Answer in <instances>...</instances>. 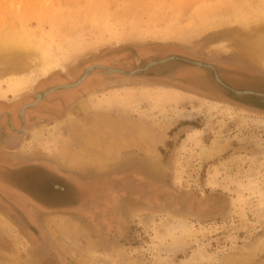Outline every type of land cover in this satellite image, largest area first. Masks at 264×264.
Segmentation results:
<instances>
[{"label": "rangeland", "instance_id": "rangeland-1", "mask_svg": "<svg viewBox=\"0 0 264 264\" xmlns=\"http://www.w3.org/2000/svg\"><path fill=\"white\" fill-rule=\"evenodd\" d=\"M262 32L264 0H0V87L22 91L9 96L13 101L31 100L49 68L80 72L106 53L129 59L152 46L171 48L142 65L177 55L172 47L179 46L191 60L261 79L252 94H237L232 90L252 84L220 75L237 88L226 98L257 102V109L208 99L218 96L214 77L171 56L151 67L164 79L119 77L84 103L77 98L52 112L25 136L21 152L67 174L81 203L48 212L32 232L0 212V264H223L249 257L264 239V60L250 53ZM105 118L148 127L153 143L119 147L111 163L86 164L92 170L60 159L62 146L78 148L71 132ZM36 131L43 139L33 145ZM217 142L223 151L209 157ZM179 222L184 229L171 228ZM250 257L245 264H264V248Z\"/></svg>", "mask_w": 264, "mask_h": 264}, {"label": "flooded vegetation", "instance_id": "flooded-vegetation-1", "mask_svg": "<svg viewBox=\"0 0 264 264\" xmlns=\"http://www.w3.org/2000/svg\"><path fill=\"white\" fill-rule=\"evenodd\" d=\"M169 48L171 47H146L142 51V56L135 54L129 57V59H121L117 57L113 58L114 56L111 52H109L104 54L101 60L96 61L95 63H92L91 65H88L86 67H83L80 72L72 71L67 74L54 73L48 76L47 78L41 80V84H39L40 86L37 87L36 91L32 94L33 98L31 100L24 101L21 103V101L11 100L9 96V98L0 100V146L7 154V156L5 157H0V169L5 172L4 176H6V179L9 182H11L13 179L14 181H16V183H22L24 191L27 192L30 178V175L28 176L30 162L27 161L19 164L20 162H18V157L16 156L14 158L13 156L11 157V155L9 154L15 153L19 150V148H21L20 146L22 145L23 139L32 128L47 124L52 116V112L65 111L66 107L72 100H76L77 98L81 97L82 99H85L90 96V93L95 92L97 90H103L105 87L111 85L112 81L119 77L141 78L145 81H156L166 78V74L164 72L160 71L159 69H151V67H154L157 64H153L150 67L145 68L147 64L151 62H156L157 59L148 60L145 65H142V62L145 57H148L149 59L150 56H155V54H162L163 52L168 51ZM172 48H175L177 55H170L169 57L174 56L176 58L175 60H179L187 64L193 63L195 64V66L202 67L204 68V70H206L205 73L210 74V76L212 75L214 79L215 72L217 73L218 77H220L219 79L222 80L221 82L223 84L219 83L218 85L220 87L216 85L214 88V93L218 94L219 97L205 94L206 98L212 99L213 97H215L213 99L216 101H223L241 107L252 106L255 109L258 108L259 103L257 102L247 103L245 102V100L229 99L228 97L226 98L225 94H228V91L230 89L236 88L226 83L221 76L226 78L225 75L228 74V76L232 78V81L234 80L235 84L237 85H240L245 82L256 85L260 83V78L256 77L255 75H241L239 72H237L238 70L235 68L224 65L220 66L209 62V60L207 59L203 60V58H200L202 59L201 61L191 60L194 59V57H192L189 52L184 51L182 47L175 46ZM196 62L201 63L202 65H197ZM92 67H94V69H92L83 78L82 76L84 75L85 70L90 69ZM108 70L111 71L108 72ZM72 84L76 85L68 88H63V86L65 85ZM55 87H57L58 89L50 91ZM42 93H46V95L42 98H39L38 95L41 96ZM0 154L2 153L0 152ZM23 157L27 158V160L28 158H32V156ZM22 172H24L25 176L21 177L22 179L19 180L18 177ZM0 174L3 175L1 172ZM65 183L67 186L65 185V189L61 195H63V197L68 198L69 194L70 202L69 204H67V206L64 207L65 209H68L71 208V206H75L77 203H81L80 200L83 194L82 192H79V188L77 189L70 181H66ZM39 189L41 190V188ZM40 190L38 192L43 193L42 197L46 198L48 196V200H56L55 196L48 195L47 192H41ZM77 190L79 192L78 199H70L72 192L73 197L75 196L74 194L77 193ZM75 201L77 203H75ZM0 212L2 211L0 210ZM8 213L12 216L10 212ZM12 213L15 214L14 216H17L20 220H22V227L27 230V232H32L35 229L34 227H36L37 229V226L30 223L26 216L23 215L24 213H19L17 210L13 211ZM1 233L2 232L0 231V234Z\"/></svg>", "mask_w": 264, "mask_h": 264}, {"label": "crops", "instance_id": "crops-1", "mask_svg": "<svg viewBox=\"0 0 264 264\" xmlns=\"http://www.w3.org/2000/svg\"><path fill=\"white\" fill-rule=\"evenodd\" d=\"M226 75H225L226 79L229 81H232V78H230L228 76V74H226ZM232 82L235 84L234 80ZM256 85L259 86L261 84L258 83ZM242 90H249V91L255 92L256 86L254 84H252L251 87H245ZM80 102L84 103L85 99H81L78 101V103H80ZM76 106H78V104ZM75 108H74V110H75ZM96 119H98V118H96ZM97 121H98V122H96L97 124L94 123V124L90 125L88 123L87 127L80 126V128L78 127V130L76 132H71V134L73 136H76V138L78 139V148L76 150H73V151H75L78 155H81V156H79L80 161L76 165L84 164V167H83L84 170H86L87 168L90 170L97 168L96 166H94V168H91V166L89 167L86 164L93 163L95 165H101V164L105 163L106 161L107 162L109 161V163H111L113 161V158L116 156V153H115L116 149L119 147L125 146L127 144H130V143L136 144L137 142L142 140V141L148 142V144L150 146L149 140L146 141L140 135L135 136L131 132V129L127 128L125 130V129L121 128L119 130V125L122 124L123 127L125 126L123 124V121H121V120L118 121V120H114V119L105 118V119H99ZM55 124H56V122L54 123V125ZM101 124H104L105 128L107 127L106 125H108L109 127L107 129L103 130V129H101ZM140 126L141 125H137V127H140ZM133 127H135V126H133ZM142 127L149 130V128L146 126H142ZM108 129H117L118 131H121V134L118 135V137L116 138V141H115L118 146L111 148L110 151H107L106 148H103V145H104L103 142L106 139L112 138V135L107 133ZM91 135H93L94 138L96 137L97 140L96 141L92 140L91 144L93 143V146L91 148H85L83 146L84 152L82 153L80 151V149L82 147V143H84V142L87 143V137L91 136ZM42 139L43 138H41L38 142L42 141ZM37 143L35 145H37ZM87 145H88V143H87ZM97 145L99 147L101 146V150H96V149H98V147L95 148ZM88 147H90V146H88ZM86 149H89V150H86ZM21 151H22L21 148H19V150L17 152L12 153V154L10 153L9 155H11V157L13 156L14 158L17 156L18 162H20L19 164H21L23 162H27V161L30 162V168H29V174H28V176L30 175L29 176L30 177L29 178V187L27 189V192H25L22 183H18V182L16 183V181H14L13 179L11 182H9L6 179V176H4L5 172L2 169H0V172L3 174V175L0 174V176H1L0 177V210L2 212H4V214L6 216H8L9 218L11 215L8 212H10L12 214L11 217H13L15 214H13L12 212L17 210L19 213H22V214L24 213L23 215L26 216V218L29 220L30 223H32L35 226H38L39 222L41 221L40 219L41 218L43 219L48 212H56V213L62 212V210L65 209L64 207L67 206V204H69V202H70L69 194H68V198L63 197V195H61L65 189V185H66L65 182L69 179V176L67 174H64V173L60 172L59 170H57V168H55L47 160H44V158H38L37 156H35L32 158H28V160H27V158L23 157L24 155L22 154L23 152H21ZM98 151H100V153H98ZM0 152L2 153V154H0V157L1 156H3V157L7 156V154L5 153L3 148H1V146H0ZM95 154H97L99 156L98 159L95 158ZM60 155H61V153H60ZM60 159L65 161L63 159L62 155H61ZM65 163L68 164L66 161H65ZM70 165H74V164H70ZM109 169H111V168H109ZM50 175H52V176H50ZM23 176H25L24 172H22L19 175V177H18L19 180L22 179L21 177H23ZM65 179H67V180H65ZM39 188H41V190ZM39 190L41 192L42 191L47 192L48 195L55 196L56 200H48L47 199L48 196L46 198L42 197L43 193H39L38 192ZM59 195H61V196H59Z\"/></svg>", "mask_w": 264, "mask_h": 264}, {"label": "bare ground", "instance_id": "bare-ground-1", "mask_svg": "<svg viewBox=\"0 0 264 264\" xmlns=\"http://www.w3.org/2000/svg\"><path fill=\"white\" fill-rule=\"evenodd\" d=\"M28 7H29V5H28ZM26 10H28V9H26ZM28 11H26L25 13H27ZM26 15V14H25ZM27 15H29V14H27ZM18 19H19V16L17 15L16 16ZM27 18H28V16H27ZM25 40V39H24ZM164 43H174V42H171V41H166V42H164ZM210 49V48H209ZM247 51V50H246ZM249 52V51H248ZM250 53L252 54V59H254V60H257L258 62L260 61V62H262L263 63V60H264V32H262V33H260L257 37H255L254 38V40H252V42H251V45H250ZM53 67V66H52ZM148 67V66H147ZM56 68H58V66H55V67H53V68H49V69H47V70H44L43 72H42V77L43 78H45V77H47L48 75H50V74H54V73H56L57 71H58V69H56ZM111 71V70H110ZM109 71V72H110ZM83 77V76H82ZM220 78V77H219ZM81 80H82V78H81ZM221 80V79H220ZM222 81V80H221ZM79 82V81H78ZM81 82V81H80ZM15 83H21L22 84V82L20 81V80H17V81H15ZM14 83V84H15ZM16 87V84L14 85V88ZM8 88H11V86H8ZM60 88V87H59ZM58 89V88H57ZM21 90H19V88L18 87H16L14 90H12V89H10V90H7V89H4V91H3V88L2 87H0V100H3V99H6V97H8V96H12V98L13 97H15V96H17L18 94H21ZM253 92V91H252ZM43 94V93H42ZM41 94V95H42ZM91 94V93H90ZM252 94V93H251ZM38 95V94H37ZM46 95V94H45ZM93 96V95H92ZM38 97H40L39 95H38ZM89 100V99H88ZM32 104V103H31ZM217 110L219 111V110H221V108H218L217 107ZM242 120L244 121V122H246V120H247V117H245V116H243V118H242ZM263 124V123H262ZM119 125V124H118ZM56 126L57 127H55L56 129L57 128H60V126H58L57 124H56ZM107 127L105 128V126H104V124H101V129H103V130H105V129H107L109 126L108 125H106ZM131 129V132L135 135V136H137V135H140V136H142L146 141L147 140H149V141H151L152 143H153V140H152V134H151V132L148 130V129H145L144 127H142V126H140V127H137V125L135 126V127H133V126H124L123 127V125L121 124V125H119V130L120 129ZM55 129V130H56ZM106 133V132H105ZM107 133L108 134H111L112 135V138L111 139H106L103 143H104V145H103V148H106L107 149V151H110L111 150V148H113V147H115V146H118L117 144H116V138L118 137V135L119 134H121V131H118L117 129H108L107 130ZM114 137V138H113ZM41 139V133H40V131H36L33 135H31V139H30V141H31V143L33 144V145H35L39 140ZM92 140H97L96 139V137L94 138L93 137V135H91V136H88L87 137V143H88V145H87V143L86 142H84V143H82V148H83V146L85 147V148H91L92 146H93V143L91 144V142H92ZM41 142V141H40ZM88 146H90V147H88ZM153 146V145H152ZM224 146H225V144H219L218 142L217 143H215V146L213 147V149L212 150H210L209 152H208V156L209 157H211V156H213L215 153H219V152H221V151H223V149H224ZM98 147V149H96V150H101V146L99 147L98 145L95 147V148H97ZM86 150H89V149H86ZM93 150V149H92ZM95 150V149H94ZM103 150V149H102ZM98 153H100V151H98ZM97 153V154H98ZM97 154H95V158H97L98 159V155ZM61 155H62V157H63V159L68 163V164H74V165H76V164H78V162L80 161V157L79 156H81V155H78L75 151H72V150H69V148H67V147H65V146H62V148H61ZM178 222V221H177ZM61 225H62V223H61ZM63 226V225H62ZM163 227L165 228V229H168V228H170V226L169 225H167V224H164L163 225ZM171 228H180V229H184L185 228V224L183 223V222H179V223H177V224H174V226H171ZM262 248H264V239L263 240H261L258 244H256L253 248H251V250H249V254L250 255H253L257 250H261ZM248 254V253H247ZM246 254V255H247ZM250 255H249V257L247 256V257H240V259H236V258H234V257H232V256H230V257H228L227 259H225L224 260V262H223V264H245L247 261H248V259L249 258H252V257H250Z\"/></svg>", "mask_w": 264, "mask_h": 264}, {"label": "water", "instance_id": "water-1", "mask_svg": "<svg viewBox=\"0 0 264 264\" xmlns=\"http://www.w3.org/2000/svg\"><path fill=\"white\" fill-rule=\"evenodd\" d=\"M206 56L208 57V58H211V59H213V60H215V61H218V62H226V63H230L231 61H229V60H223L221 57H219V56H215V55H212V54H210L209 52L206 54ZM172 58H174V57H168V58H165V59H162V60H159V61H156V62H151V63H149V65H152V64H155V63H162V62H165L166 60H168V59H172ZM232 62H234L235 63V61L234 60H232ZM196 64L197 65H202L201 63H198V62H196ZM253 67H254V65H253ZM92 69H94V67H92V68H90V69H87V70H85V72H84V75H83V78L92 70ZM110 70H108V72H109ZM215 80L218 82V83H220V84H223L222 82H221V80L219 79V77H218V75H217V73L215 72ZM78 83V82H77ZM76 83V84H77ZM76 84H72V85H65V86H63V88H68V87H71V86H75ZM55 89H57V87H55V88H53V89H51L50 91H52V90H55ZM234 93H237V94H247V93H252V92H250V91H235V90H232ZM45 94L46 93H44L43 95H41L39 98H42L43 96H45Z\"/></svg>", "mask_w": 264, "mask_h": 264}]
</instances>
